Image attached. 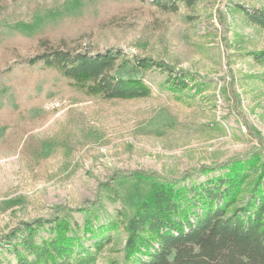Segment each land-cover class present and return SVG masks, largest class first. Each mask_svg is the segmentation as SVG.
I'll use <instances>...</instances> for the list:
<instances>
[{
    "label": "rangeland",
    "instance_id": "1",
    "mask_svg": "<svg viewBox=\"0 0 264 264\" xmlns=\"http://www.w3.org/2000/svg\"><path fill=\"white\" fill-rule=\"evenodd\" d=\"M152 2L0 0V252L20 223L62 209L83 227L79 210L95 206L107 223L141 199L144 175L202 182L204 169L256 154L264 170V0H197L177 13ZM45 45L149 58L188 74L192 93L170 91L167 73L127 64L119 75L143 79L151 97L88 95L23 64ZM110 234L98 264L123 261L126 233Z\"/></svg>",
    "mask_w": 264,
    "mask_h": 264
},
{
    "label": "trees",
    "instance_id": "2",
    "mask_svg": "<svg viewBox=\"0 0 264 264\" xmlns=\"http://www.w3.org/2000/svg\"><path fill=\"white\" fill-rule=\"evenodd\" d=\"M196 1L154 0L152 4L163 12L177 13L181 3L193 7ZM260 21L264 25V18ZM257 58L264 60V51ZM23 64L56 71L75 90L107 100L152 96L143 79L119 75L127 64L167 73L170 91L192 93L193 80L185 72L178 74L149 58L131 60L119 49L91 55L46 46ZM202 87L196 85L195 94ZM261 160L258 154L231 160L218 167L225 172L211 177L218 168H206L202 171L208 175L206 180L184 185L182 181L141 176L138 179L145 189L141 199L126 210L116 209V216L102 225L95 206L79 210L84 215L83 227L69 209L48 219L22 222L5 236L0 264H98L99 254L115 242L110 233L120 229L126 233L123 261L109 259L106 264H264Z\"/></svg>",
    "mask_w": 264,
    "mask_h": 264
}]
</instances>
